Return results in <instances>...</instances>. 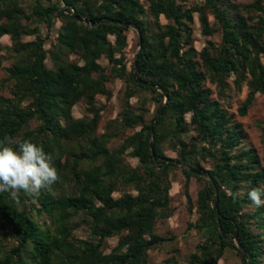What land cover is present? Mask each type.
I'll list each match as a JSON object with an SVG mask.
<instances>
[{"label":"trees","instance_id":"1","mask_svg":"<svg viewBox=\"0 0 264 264\" xmlns=\"http://www.w3.org/2000/svg\"><path fill=\"white\" fill-rule=\"evenodd\" d=\"M249 1L0 0V140L10 135L42 146L60 176L55 198L46 190L38 197L21 192L17 203L0 194V264H151V251L170 241L158 234V224L176 214L178 170L189 210L197 215L188 225L199 236L189 264H222L229 255L244 264L236 234L248 264H264V206L248 197L264 186L263 160L243 146L247 132L207 87L215 84L225 96L229 79L238 90L247 85L241 116L264 94V0ZM195 14L203 36L220 38L201 52L193 46ZM77 17L139 27L137 71L158 88L137 83L136 56L128 66L133 27L108 20L93 27ZM5 36L11 45L2 44ZM134 41L140 49L138 32ZM103 58L108 67L100 64ZM113 80L125 85L123 105L100 132L106 106L97 97L113 98ZM165 93L169 101L153 137L156 154L172 152L173 159L209 172L219 187L218 209L208 178L153 157L151 126ZM82 101L89 114L75 118ZM192 178L202 183L195 201ZM83 227L88 232L80 238L76 232ZM111 239L117 245L106 253ZM164 264L183 263L173 255Z\"/></svg>","mask_w":264,"mask_h":264},{"label":"rangeland","instance_id":"2","mask_svg":"<svg viewBox=\"0 0 264 264\" xmlns=\"http://www.w3.org/2000/svg\"><path fill=\"white\" fill-rule=\"evenodd\" d=\"M235 4L239 5H248L251 4L252 1L249 0H231ZM192 6V2L186 4V8H190ZM195 22L191 25L193 34V46L201 52L208 44V41L214 40L215 42H219L220 38L218 36L215 37H205L201 33L200 23L198 19V14H195ZM246 17H253V15L245 14ZM162 22L166 23L167 21L162 18ZM137 37V32H131L132 41L130 43V48L128 49L129 56V68L133 62L134 57L139 52V49L136 48L135 39ZM34 37H26L25 41L33 40ZM4 46L11 45V41L8 36H5L1 40ZM4 57L7 56V53L3 51L1 53ZM197 60H200L198 57ZM9 62L6 59L4 63V67L9 66ZM51 65L50 63H48ZM100 64L104 67H108L107 59L103 58L100 61ZM107 72H110V68H108ZM4 77V72H0V79ZM231 88L226 91L225 96H221L219 94V90L215 84H211L210 82L207 84V87L212 90V98L214 100H219L225 110L232 116H234L235 122L242 124L245 132L248 134V139L244 141V147L246 148H254L257 150L260 158H262V166L264 167V137L262 132V127H264V94H259L257 97V101L252 107L246 116H241L239 114V108L245 102L248 96V86L243 85L241 90L236 88L234 79H229ZM109 89L113 91V98L108 101L106 96H98L97 100L100 104L105 105L104 115L102 120V126L100 128V132H103L106 123L114 119L118 113L120 112L123 105V92L125 89V85L120 80H113L108 84ZM7 95V93H5ZM133 102H136L134 99ZM152 112L155 110V106L152 105ZM155 112V111H154ZM89 114L88 105L85 101L80 102L73 110V115L75 118H82ZM157 115V113H156ZM155 115V116H156ZM167 156L175 157V154L172 152H167ZM132 164L136 165L137 161L131 159ZM204 167L206 169H211L213 164L210 162H204ZM174 185L172 189L173 196V206L176 208L175 216L166 222H161L158 224V234L167 238H170L168 243H165L163 246L156 248L151 251V264H164V262L171 258L173 255H176L178 259L183 264H189V257L191 254L195 252L196 245L199 242V236L195 231H189L188 225L190 222L196 220L197 215L194 212L189 210V203L184 194V184L186 179L180 170L174 173ZM202 183L197 181L195 178L191 179L190 182V195L193 200H196L197 192L201 189ZM118 197L119 194H116ZM88 230L83 227L80 228L76 235L80 238H85ZM109 248L107 252H110L113 247L117 245V239H111L108 241ZM222 264H238V260L235 256L229 255L227 260L223 261Z\"/></svg>","mask_w":264,"mask_h":264},{"label":"clouds","instance_id":"3","mask_svg":"<svg viewBox=\"0 0 264 264\" xmlns=\"http://www.w3.org/2000/svg\"><path fill=\"white\" fill-rule=\"evenodd\" d=\"M60 180L53 156L31 140L19 141L10 135L0 140V194L9 193L19 203L20 193L38 197L46 190L57 196L53 185ZM228 195H233L229 190ZM248 197L256 207L264 206V186L252 188Z\"/></svg>","mask_w":264,"mask_h":264},{"label":"water","instance_id":"4","mask_svg":"<svg viewBox=\"0 0 264 264\" xmlns=\"http://www.w3.org/2000/svg\"><path fill=\"white\" fill-rule=\"evenodd\" d=\"M77 19L79 21H81V22H84L85 24H90L93 27H96L97 25H99L100 23H102L105 20H108V21H110L112 23L120 24V25L129 24V23H125V22H122V21H119V20H115V19H101L97 23H92L89 19L83 18V17H77ZM129 25L131 27H133L138 32L139 38H140V49H139V52L137 53L136 59H135V78H136V81H137L138 84L143 85V86H151V87H154V88H158V86L156 84H153V83H150L148 81L143 80L141 78L140 74L137 71V61L139 59L140 51L143 48V37H142V32H141L139 27H137L133 23H131ZM159 90L164 92V90L162 88H159ZM165 94H166V99H165L164 105L160 109V111L157 113V115L154 117V120H153V123H152V126H151V135H152L151 151H152L153 157H154V159L157 162H167V163L177 164V165H179L181 167L186 168L187 170H189L191 173H193L195 175L208 178L214 184L215 189H216V205H215V209H218L219 187H218L217 182L215 181V179L213 178V176L209 172L195 169V168H193V167H191V166H189L187 164H184L182 162L177 161L176 159H173V158H170V157H165V156H159V155L156 154L155 146H154V143H153V140H154L153 137H154V131H155L156 124L159 121V118L164 114V111L166 109L167 103L169 101V95L167 93H165ZM236 245L240 249V251L242 252L244 264H248L247 253H246V250H245L244 246L239 241L238 234H236Z\"/></svg>","mask_w":264,"mask_h":264}]
</instances>
